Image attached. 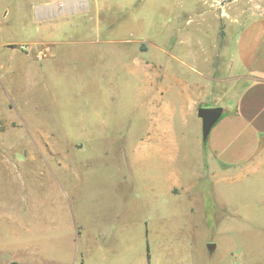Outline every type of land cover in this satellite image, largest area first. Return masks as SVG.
Masks as SVG:
<instances>
[{"label": "rangeland", "instance_id": "obj_1", "mask_svg": "<svg viewBox=\"0 0 264 264\" xmlns=\"http://www.w3.org/2000/svg\"><path fill=\"white\" fill-rule=\"evenodd\" d=\"M63 1L0 0V264H264V146L206 170L193 100L233 107L264 0Z\"/></svg>", "mask_w": 264, "mask_h": 264}, {"label": "crops", "instance_id": "obj_2", "mask_svg": "<svg viewBox=\"0 0 264 264\" xmlns=\"http://www.w3.org/2000/svg\"><path fill=\"white\" fill-rule=\"evenodd\" d=\"M254 26L261 31L259 40L251 44L244 39L252 29V25L240 37L239 52L245 70L240 74L233 73L236 81H234L233 90L237 89L236 99L229 101H233L231 103L233 107H230L227 113L224 111L212 128L208 139L204 141L206 151L203 152L202 163L206 170L216 169L213 167L231 169L250 164L262 153L264 146V18L258 19ZM249 46L252 51H248ZM205 90L202 85L201 97ZM211 95V92L208 93L207 99L205 97L203 101L193 99L196 102L197 111V108L201 106H222L220 101L208 100ZM173 186L172 184L168 187L171 192L174 191Z\"/></svg>", "mask_w": 264, "mask_h": 264}, {"label": "water", "instance_id": "obj_3", "mask_svg": "<svg viewBox=\"0 0 264 264\" xmlns=\"http://www.w3.org/2000/svg\"><path fill=\"white\" fill-rule=\"evenodd\" d=\"M84 1L85 0H70L61 3L44 4L35 8V14L38 19L55 18L66 14H73L78 12L79 8H83L81 6ZM197 113L202 119L203 139L206 141L212 128L223 115L224 108L222 106L199 107ZM209 248L212 250L214 245H210Z\"/></svg>", "mask_w": 264, "mask_h": 264}, {"label": "trees", "instance_id": "obj_4", "mask_svg": "<svg viewBox=\"0 0 264 264\" xmlns=\"http://www.w3.org/2000/svg\"><path fill=\"white\" fill-rule=\"evenodd\" d=\"M13 264H18V263H16V262H13Z\"/></svg>", "mask_w": 264, "mask_h": 264}]
</instances>
